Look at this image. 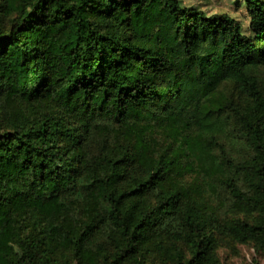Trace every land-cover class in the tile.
<instances>
[{"label":"trees","instance_id":"obj_1","mask_svg":"<svg viewBox=\"0 0 264 264\" xmlns=\"http://www.w3.org/2000/svg\"><path fill=\"white\" fill-rule=\"evenodd\" d=\"M244 3L248 34L180 0H0V264L264 252V0Z\"/></svg>","mask_w":264,"mask_h":264},{"label":"rangeland","instance_id":"obj_2","mask_svg":"<svg viewBox=\"0 0 264 264\" xmlns=\"http://www.w3.org/2000/svg\"><path fill=\"white\" fill-rule=\"evenodd\" d=\"M182 4L188 7H195L204 11L206 14H221L226 13L234 18L241 26L242 31L248 34L249 17L245 8L244 0H180ZM69 35V33H67ZM261 89L264 91V67L259 68L255 73ZM221 94L229 99L233 105L240 103V97L230 84H224L220 87ZM195 182L194 177L186 175L183 182ZM211 204L217 205L216 200H209ZM221 202L229 206L231 203L228 195L221 196ZM96 203L94 201L83 205V210L86 215L94 209ZM219 210L221 215L227 213V207ZM232 213L228 212L227 217H231ZM240 218H245L244 215H237ZM249 219V217H246ZM99 240V239H98ZM215 258L217 264H264V252H256L249 244H240L226 237H219L215 247ZM154 264H170L164 258L162 252L153 258L149 259ZM147 264L149 262H146Z\"/></svg>","mask_w":264,"mask_h":264}]
</instances>
